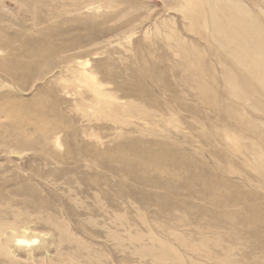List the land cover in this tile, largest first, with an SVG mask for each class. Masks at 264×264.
<instances>
[{"label":"rangeland","instance_id":"1","mask_svg":"<svg viewBox=\"0 0 264 264\" xmlns=\"http://www.w3.org/2000/svg\"><path fill=\"white\" fill-rule=\"evenodd\" d=\"M0 233V264H264V0H0Z\"/></svg>","mask_w":264,"mask_h":264},{"label":"clouds","instance_id":"2","mask_svg":"<svg viewBox=\"0 0 264 264\" xmlns=\"http://www.w3.org/2000/svg\"><path fill=\"white\" fill-rule=\"evenodd\" d=\"M7 235L11 237L12 245L18 249L37 248L51 237L50 232L35 229L27 224L10 226Z\"/></svg>","mask_w":264,"mask_h":264},{"label":"bare ground","instance_id":"3","mask_svg":"<svg viewBox=\"0 0 264 264\" xmlns=\"http://www.w3.org/2000/svg\"><path fill=\"white\" fill-rule=\"evenodd\" d=\"M227 37H228V36H227ZM221 50H222V49H221ZM243 71H244V70H243ZM250 82H252V81H250ZM252 83H253V82H252ZM239 94H240V93H239ZM242 98H243V96H242ZM7 226H8V225H7ZM7 226H6V227H7Z\"/></svg>","mask_w":264,"mask_h":264}]
</instances>
